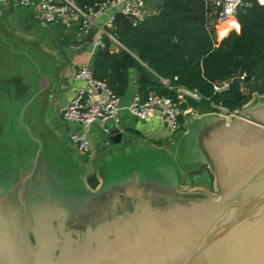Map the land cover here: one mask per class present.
<instances>
[{
	"label": "rangeland",
	"instance_id": "1",
	"mask_svg": "<svg viewBox=\"0 0 264 264\" xmlns=\"http://www.w3.org/2000/svg\"><path fill=\"white\" fill-rule=\"evenodd\" d=\"M7 13H10L8 6L5 9ZM5 29L6 33L21 30L19 23L14 29ZM245 96L248 101L239 110L228 113L216 110L208 115L193 112L183 116L180 130L169 138L157 135L160 130L163 131L157 124L147 136L125 134L119 146L105 145L104 142L92 145L91 142L88 155L81 157L75 154L67 140V128L64 136L55 141L53 150L39 152L37 167L29 165L33 153L31 147L20 152V166L10 164L9 152H0L4 156L8 154L7 158L3 157L7 165L0 166V195L14 180H19L21 174L28 177L26 182L19 184L21 188L14 197L3 199L9 204L11 212H31L10 214L26 250L33 252L36 249L35 240L41 236L48 245L44 251H48L50 258L58 259L61 253L65 258V252L69 250L73 256L80 258L89 251L93 259L97 254L100 256L101 250H95L101 243L105 242V248L109 245L108 250L123 244L121 240L126 238V235L122 238L123 233L115 241L108 239L112 237V231L119 227L118 222L111 220L123 219V214L129 212L132 205L140 203L142 209L166 211L161 214V219H174L181 211L189 213L201 203L217 200L221 194L217 182V178L218 181L221 178V168L207 142L224 127L223 122L231 126L247 121V117L264 106V99L258 98L256 93ZM233 112L236 115H232ZM238 133L244 131L239 130ZM23 147L26 148V145ZM215 166L218 168L217 176ZM91 175L96 180L93 188L88 183ZM0 217L6 219L3 213ZM159 218L158 214L155 217L151 215V220ZM38 221L40 223L37 224ZM85 244L89 246L84 249Z\"/></svg>",
	"mask_w": 264,
	"mask_h": 264
},
{
	"label": "water",
	"instance_id": "2",
	"mask_svg": "<svg viewBox=\"0 0 264 264\" xmlns=\"http://www.w3.org/2000/svg\"><path fill=\"white\" fill-rule=\"evenodd\" d=\"M127 20L133 23L131 17ZM84 48L85 45L74 50L65 48L63 53L71 59ZM143 80L141 75L138 84ZM244 81L249 92L255 94L250 79L245 77ZM259 116H264V106L247 121L231 126L223 122L224 127L208 140L207 146L214 151L221 168V178H217L221 194L217 200L201 203L189 213L181 211L174 219H161L166 211H148L140 203L132 205L123 219L111 220L118 222L119 227L108 239L115 241L123 233V244L110 250L106 249L109 245L105 248L101 244L95 250H101L100 256L93 259L90 252L82 258L70 252H65L66 260L64 255L50 258L48 251H44L48 245L41 236L36 237V249L28 251L21 246L24 241L15 228V220L10 223L0 217V264H264V120ZM239 130L244 133H238ZM108 134L110 142L119 141L117 128ZM214 170L217 176V166ZM152 214L160 218L151 220ZM9 223L12 228L7 227ZM148 227L149 233L145 235L144 228ZM174 229L178 231L175 235ZM16 256L21 259L18 261ZM28 257L33 259L30 263Z\"/></svg>",
	"mask_w": 264,
	"mask_h": 264
},
{
	"label": "trees",
	"instance_id": "3",
	"mask_svg": "<svg viewBox=\"0 0 264 264\" xmlns=\"http://www.w3.org/2000/svg\"><path fill=\"white\" fill-rule=\"evenodd\" d=\"M98 1L102 0L76 3L82 6ZM245 3L235 15L238 33L228 34L217 47L213 46L217 10L211 0H162L153 15L134 23L117 15L115 33L122 49L117 54H109L106 48L96 52L90 64L92 75L119 96L126 70L132 67L146 77L138 91L142 97L153 92L174 98L173 89L159 82L167 79L171 87L197 92L200 100H188L182 108L189 106L198 115L216 112L211 104L229 112L239 110L248 101L239 92V74L250 79L257 95L264 96V4L255 0ZM226 27L218 28L220 36ZM228 79L226 91L212 92L213 83ZM95 181L94 176L88 177L92 188Z\"/></svg>",
	"mask_w": 264,
	"mask_h": 264
},
{
	"label": "crops",
	"instance_id": "4",
	"mask_svg": "<svg viewBox=\"0 0 264 264\" xmlns=\"http://www.w3.org/2000/svg\"><path fill=\"white\" fill-rule=\"evenodd\" d=\"M7 6L10 13L5 14ZM157 6L155 0H144L145 15H153ZM102 21L103 16L97 18L85 32H81L75 23L57 22L53 26L42 27L33 18L30 8L14 10L9 5L0 4V152L11 154L8 158L12 160L10 164L20 166L22 160L20 152L31 147L33 153L29 165L39 166V152L53 150L55 141L64 136V130L71 129L62 122L60 114L73 90L79 86V83L72 79L73 72L79 65H90L93 55L98 51L106 48L109 54H117L122 49L111 45L103 36L97 40ZM18 23L21 30L9 33L4 30L14 29ZM213 27L216 33V25ZM104 40L107 41V45ZM219 43L215 34L213 46L217 47ZM83 45L85 48L79 54L72 56L71 59L65 57L63 49L74 50ZM141 75L144 76L143 83L146 80L144 74L132 67L126 70L125 86L119 93L121 106L120 123L117 126L119 141L109 142L108 133L104 134L92 128L90 146L91 142L92 145L104 142L105 145L111 143L113 146H119L125 134L147 136L152 128L157 127L159 123L156 120L155 122L133 120L125 109L131 96L138 93L142 85L138 84ZM256 96L264 99V96L257 94ZM184 109L193 113L189 106ZM259 118L264 120V116ZM159 128L163 129V126L160 125ZM159 132L157 135L163 134L162 130ZM23 145H26V148ZM73 151L77 154L74 149ZM7 155L0 153V166L7 165L4 161ZM19 178L0 195V209L4 210H0V215L31 213L29 210L21 213L11 212L9 204L3 202L7 196L14 197L21 188L19 184L26 182L28 177L21 174Z\"/></svg>",
	"mask_w": 264,
	"mask_h": 264
},
{
	"label": "built area",
	"instance_id": "5",
	"mask_svg": "<svg viewBox=\"0 0 264 264\" xmlns=\"http://www.w3.org/2000/svg\"><path fill=\"white\" fill-rule=\"evenodd\" d=\"M1 3L14 8H30L33 18L42 26L54 25L57 22L75 23L81 32L87 31L97 18L103 16V21L97 40L103 36L111 45L122 48L117 40L114 26L116 15L131 17L134 22L141 21L146 15L144 0H102L91 5H77L76 0H0ZM162 0H155L159 5ZM258 4H264L255 0ZM13 3L10 5V3ZM217 10L215 33L221 42L228 34L238 31L235 19L237 10L247 5L245 0H211ZM108 12H111L108 14ZM234 24V26L231 25ZM227 24L226 33L219 34L218 28ZM72 79L79 83L61 110L62 122L70 126L67 140L76 151L84 157L90 149V134L92 128L107 134L112 128H117L120 123V98L102 80L93 77L89 64L79 65L72 74ZM243 73L236 76L239 83V92L242 95L250 93L244 81ZM175 80V78H173ZM160 84L168 89H173L175 97L159 96L153 92L142 97L134 93L126 111L130 118L139 122L156 120L163 126V138H169L181 128L182 117L190 114L191 110L182 108L188 100L198 102L200 96L195 90L182 87H171L167 79H159ZM231 79L222 80L212 84V92L219 94L228 89ZM213 109L228 113L218 105H210Z\"/></svg>",
	"mask_w": 264,
	"mask_h": 264
},
{
	"label": "bare ground",
	"instance_id": "6",
	"mask_svg": "<svg viewBox=\"0 0 264 264\" xmlns=\"http://www.w3.org/2000/svg\"><path fill=\"white\" fill-rule=\"evenodd\" d=\"M260 1H261V2H264V0H260ZM262 118H263V117H262ZM132 229H133V228H132ZM132 229H131V230H132ZM148 229H149V227H148V228H144L143 233H145V235H147V234L149 233V230H148ZM103 231H104V230H103ZM101 232H102V231H101ZM172 232H173V235H175V234L178 233V231H177L176 229H174ZM49 233H50V232H49ZM50 234H51V233H50ZM48 235H49V234H48ZM121 235H122V233H121ZM157 236H158V234H157ZM51 237H52V236H51ZM94 237H98V236H94ZM145 238H147V236H146ZM48 239H49V238H48ZM48 239H47V240H48ZM51 239H52V238H51ZM97 240H98V239H97ZM51 241H52V240H51ZM121 241H124V240H121ZM147 241H148V240H147ZM47 242H48V241H47ZM49 242H50V241H49ZM89 242H90V241H89ZM98 242H101V241H98ZM142 242H144V241H142ZM104 243H105V242H104ZM104 243H103V244H104ZM120 243H121V242H120ZM120 243H119V244H120ZM48 244H49V243H48ZM70 244H71V243H70ZM101 244H102V243H101ZM103 244H102V245H103ZM63 247H64V244H63ZM65 248H66V247H65ZM82 248H83V247H82ZM63 249H64V248H63ZM67 249H68V248H67ZM79 249H80V248H79ZM84 249H85V246H84ZM84 249H82V250H84ZM108 249H109V248H108ZM65 250H66V249H65ZM65 250H63V251H65ZM70 250H71V249H70ZM75 250H76V249H75ZM80 250H81V249H80ZM80 250H79V252H80ZM87 250H88V249H87ZM87 250H86V251H87ZM63 251H62V252H63ZM66 251H67V250H66ZM68 251H69V250H68ZM68 251H67V252H68ZM86 251H85V253H86ZM83 252H84V251H83ZM70 253H71V252H70ZM73 253H75V252H73ZM88 253H89V251H88ZM61 255H62V253H61ZM76 255H77V254H76ZM80 255H81V254H80ZM79 257H80V256H79ZM82 257H83V256H82ZM91 257H92V256H91ZM14 258H15V259H18V261H19V259H21V258H19L18 256L14 257ZM65 258H66V257H65ZM14 264H20V263H19V262H18V263L16 262V263H14Z\"/></svg>",
	"mask_w": 264,
	"mask_h": 264
},
{
	"label": "flooded vegetation",
	"instance_id": "7",
	"mask_svg": "<svg viewBox=\"0 0 264 264\" xmlns=\"http://www.w3.org/2000/svg\"><path fill=\"white\" fill-rule=\"evenodd\" d=\"M4 216H5V218H6L5 220H6L7 222L14 223V220H13L14 218H13L10 214L4 213ZM10 223L7 225V227L12 228L13 226H12ZM28 223H29V222H28ZM28 223H27V224H28ZM15 226H16V225H15ZM0 228H1V227H0ZM2 230H3V229H2ZM21 246L24 247V246H25V242H23V243L21 244ZM25 248H26V246H25ZM22 259H23V258H22ZM31 260H33V259L29 257V260H28L27 262L30 263Z\"/></svg>",
	"mask_w": 264,
	"mask_h": 264
}]
</instances>
